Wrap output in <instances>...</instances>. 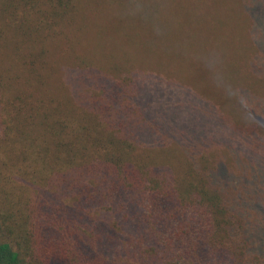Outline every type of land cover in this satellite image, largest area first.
Here are the masks:
<instances>
[{
  "label": "trees",
  "instance_id": "1",
  "mask_svg": "<svg viewBox=\"0 0 264 264\" xmlns=\"http://www.w3.org/2000/svg\"><path fill=\"white\" fill-rule=\"evenodd\" d=\"M12 179L27 264H264V0H0Z\"/></svg>",
  "mask_w": 264,
  "mask_h": 264
},
{
  "label": "rangeland",
  "instance_id": "2",
  "mask_svg": "<svg viewBox=\"0 0 264 264\" xmlns=\"http://www.w3.org/2000/svg\"><path fill=\"white\" fill-rule=\"evenodd\" d=\"M186 1L188 2L189 0ZM179 3L182 4L183 0H179ZM224 19L227 20L231 25L237 24L240 27L245 21L237 16H231L229 18L225 17ZM208 21L211 23V25L219 24V19L217 16L209 18ZM234 31H239V28L235 27ZM231 33H233L232 27ZM243 39H245L244 34L242 35L241 40ZM214 67L215 65H211L210 68H203L201 70L202 75L209 77L217 76L221 78L223 74L220 73V69ZM212 92L213 89L208 90V93L203 97H212ZM20 183L21 181L19 179H12L8 181L0 180V234L2 238L7 237V239L11 241L13 245L10 244V246L13 251L18 253L20 264H22V262L23 264H27L26 261L28 259L31 260V256L29 254L31 249L29 247L30 243L27 242L25 235L23 236V233L25 228H27L30 224L31 218L24 219L23 215L27 212V210H29V205L35 203V198L29 192V190H27Z\"/></svg>",
  "mask_w": 264,
  "mask_h": 264
},
{
  "label": "clouds",
  "instance_id": "3",
  "mask_svg": "<svg viewBox=\"0 0 264 264\" xmlns=\"http://www.w3.org/2000/svg\"><path fill=\"white\" fill-rule=\"evenodd\" d=\"M238 103L244 107L247 103V98L244 97L242 94L238 97Z\"/></svg>",
  "mask_w": 264,
  "mask_h": 264
}]
</instances>
